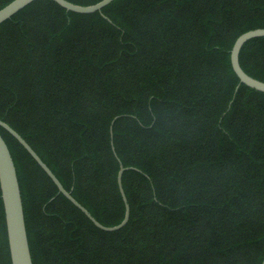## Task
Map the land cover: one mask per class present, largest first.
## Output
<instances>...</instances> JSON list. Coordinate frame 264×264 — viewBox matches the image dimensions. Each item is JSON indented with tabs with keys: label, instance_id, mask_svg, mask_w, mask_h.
Segmentation results:
<instances>
[{
	"label": "trees",
	"instance_id": "1",
	"mask_svg": "<svg viewBox=\"0 0 264 264\" xmlns=\"http://www.w3.org/2000/svg\"><path fill=\"white\" fill-rule=\"evenodd\" d=\"M13 0H0V9ZM90 5L101 0H69ZM264 0H36L0 25V119L34 264H262L264 92L231 49ZM240 64L264 81V37ZM0 264H12L0 185Z\"/></svg>",
	"mask_w": 264,
	"mask_h": 264
},
{
	"label": "water",
	"instance_id": "2",
	"mask_svg": "<svg viewBox=\"0 0 264 264\" xmlns=\"http://www.w3.org/2000/svg\"><path fill=\"white\" fill-rule=\"evenodd\" d=\"M36 0H13L8 5L0 9V25L17 14L20 10L31 4ZM59 5L67 9L68 11H74L77 13H94L102 12L103 8L109 5L114 0H101L95 4L81 5L73 3L69 0H53ZM257 37H264V28H257L249 30L241 34L233 44L231 49V64L232 67L240 79V83H243L258 91L264 92V81L259 80L249 75L240 64V53L244 44ZM0 125L8 130L32 155V157L38 162V164L46 171L51 177L53 182L57 185L59 192L64 194L73 204L80 208L90 220L99 228L106 231H114L121 229L127 224L130 217V205L124 191L122 176L125 171V167L121 164L118 174V183L121 194L125 202V214L123 220L114 226H107L98 221L91 212L81 204L70 191H68L51 168L43 161L39 154L32 148V146L24 139V137L11 127L8 123L0 119ZM0 185L2 192V199L5 208L6 224L8 232V240L11 254L12 264H34L30 249V243L28 238L25 212L21 194V188L17 169L11 151L2 134L0 133ZM264 264V260L263 263Z\"/></svg>",
	"mask_w": 264,
	"mask_h": 264
}]
</instances>
